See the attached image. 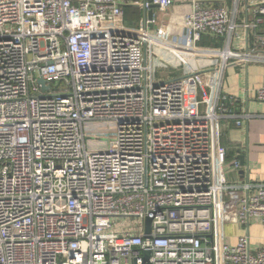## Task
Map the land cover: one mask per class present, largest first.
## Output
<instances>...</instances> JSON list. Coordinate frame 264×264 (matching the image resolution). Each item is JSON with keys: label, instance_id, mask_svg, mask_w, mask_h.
<instances>
[{"label": "built area", "instance_id": "built-area-1", "mask_svg": "<svg viewBox=\"0 0 264 264\" xmlns=\"http://www.w3.org/2000/svg\"><path fill=\"white\" fill-rule=\"evenodd\" d=\"M228 1L193 0L175 37L126 18L174 0H0V264H264V182L229 179L222 141L251 116L224 80L264 64V0Z\"/></svg>", "mask_w": 264, "mask_h": 264}, {"label": "crops", "instance_id": "crops-1", "mask_svg": "<svg viewBox=\"0 0 264 264\" xmlns=\"http://www.w3.org/2000/svg\"><path fill=\"white\" fill-rule=\"evenodd\" d=\"M205 4H223L225 0H202ZM193 0H174L171 8L166 12L156 8L154 17L156 22L152 31L166 32L168 35L179 36L184 30L185 16L190 13ZM229 8L232 0L228 1ZM144 11L141 10L143 16ZM165 56V55H163ZM164 65L157 63V69L161 74L173 68L174 61L165 56ZM169 66V67H168ZM163 70V71H162ZM264 80V64H250L240 66L230 64L224 80V88L227 94L239 99L244 112L248 111L251 116L242 120V126L228 120L224 125L222 137L223 145L227 150L229 164L226 167V174L233 181H260L264 182V103L256 99V91ZM245 156L246 165L241 170H235L231 161ZM241 160V159H240ZM226 240L229 244L236 243L241 235L250 233L251 247L260 249L264 246V225L261 222L252 220L248 230L239 224L231 223L226 226Z\"/></svg>", "mask_w": 264, "mask_h": 264}, {"label": "rangeland", "instance_id": "rangeland-1", "mask_svg": "<svg viewBox=\"0 0 264 264\" xmlns=\"http://www.w3.org/2000/svg\"><path fill=\"white\" fill-rule=\"evenodd\" d=\"M137 12L138 10H132L131 13L129 14L130 18H133L136 21L138 19ZM86 127H87L86 128L87 141L88 144L90 145V148L93 149H99L100 147L104 148V146H108L107 144L110 145L111 141L114 139L113 131L106 123L90 121L86 124ZM95 138H98L99 140L105 139L107 144L106 142L99 144L98 141L95 140Z\"/></svg>", "mask_w": 264, "mask_h": 264}, {"label": "water", "instance_id": "water-1", "mask_svg": "<svg viewBox=\"0 0 264 264\" xmlns=\"http://www.w3.org/2000/svg\"><path fill=\"white\" fill-rule=\"evenodd\" d=\"M149 1H152V0H149ZM157 7H158V5H157V4H154V6H153V8H152L151 10H149V11H145V10H144V14H145V16H147V17L150 18V19H153L152 17H153V15H154V10H155ZM38 82L42 84L44 90L48 89V86H46V82H45L44 79L40 78V79L38 80ZM244 157H245V156H242V155L239 156V158L241 159V164H242V166H245V165H246V158H244ZM150 223H151V219L148 218V219H147L148 231L150 230ZM149 256H150V252H148V257H149ZM148 257H147V258H148Z\"/></svg>", "mask_w": 264, "mask_h": 264}, {"label": "trees", "instance_id": "trees-1", "mask_svg": "<svg viewBox=\"0 0 264 264\" xmlns=\"http://www.w3.org/2000/svg\"><path fill=\"white\" fill-rule=\"evenodd\" d=\"M132 10H138L137 12V20L135 21L133 18H130L129 14L131 13ZM141 16V11L138 7H134V6H129L127 7L126 9V18H127V23L130 24V25H137L138 23V20L140 19L139 17ZM211 42V40H204L203 43H209Z\"/></svg>", "mask_w": 264, "mask_h": 264}]
</instances>
